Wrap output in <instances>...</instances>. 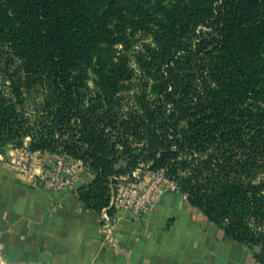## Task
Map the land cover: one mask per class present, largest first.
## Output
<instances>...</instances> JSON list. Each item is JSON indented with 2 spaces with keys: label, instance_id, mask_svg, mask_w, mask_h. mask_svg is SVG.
Here are the masks:
<instances>
[{
  "label": "trees",
  "instance_id": "obj_1",
  "mask_svg": "<svg viewBox=\"0 0 264 264\" xmlns=\"http://www.w3.org/2000/svg\"><path fill=\"white\" fill-rule=\"evenodd\" d=\"M20 147L80 161L110 215L121 177L161 170L264 264V0H0V154Z\"/></svg>",
  "mask_w": 264,
  "mask_h": 264
},
{
  "label": "crops",
  "instance_id": "obj_2",
  "mask_svg": "<svg viewBox=\"0 0 264 264\" xmlns=\"http://www.w3.org/2000/svg\"><path fill=\"white\" fill-rule=\"evenodd\" d=\"M16 151L0 154V264H257L248 247L179 190L163 194L140 218L114 211L104 231L102 213L75 193L92 179L89 171L80 172L73 188L54 191L25 181L8 166ZM57 158L35 154L34 174L40 160Z\"/></svg>",
  "mask_w": 264,
  "mask_h": 264
},
{
  "label": "built area",
  "instance_id": "obj_3",
  "mask_svg": "<svg viewBox=\"0 0 264 264\" xmlns=\"http://www.w3.org/2000/svg\"><path fill=\"white\" fill-rule=\"evenodd\" d=\"M16 153L7 162L8 166L25 181H32L40 184H49L51 189L63 190L73 188L82 171L81 163L69 157L58 156L55 161H39V173L34 174V155L43 152H31L25 147L16 148ZM133 175L138 179L128 181L121 177L117 185V191L110 202L114 211L123 210L131 217L140 218L150 214L157 204L159 198L171 190H178L176 184L166 180L161 170L156 172L134 171ZM151 175L148 180L147 176ZM103 230L107 231L113 223V215L107 213L103 208Z\"/></svg>",
  "mask_w": 264,
  "mask_h": 264
},
{
  "label": "rangeland",
  "instance_id": "obj_4",
  "mask_svg": "<svg viewBox=\"0 0 264 264\" xmlns=\"http://www.w3.org/2000/svg\"><path fill=\"white\" fill-rule=\"evenodd\" d=\"M151 178H152L151 175L147 176V179H148V180H150Z\"/></svg>",
  "mask_w": 264,
  "mask_h": 264
}]
</instances>
